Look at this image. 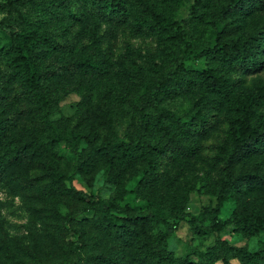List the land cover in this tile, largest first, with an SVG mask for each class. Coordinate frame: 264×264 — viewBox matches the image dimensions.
<instances>
[{
    "label": "rangeland",
    "instance_id": "374dc122",
    "mask_svg": "<svg viewBox=\"0 0 264 264\" xmlns=\"http://www.w3.org/2000/svg\"><path fill=\"white\" fill-rule=\"evenodd\" d=\"M118 1L126 14L103 12L91 0H0V20L21 13L38 39L55 122L8 66L11 40L0 29V264H154L150 247L159 249L163 222L178 213L203 225L217 215L225 224L208 233L189 216L178 219L165 252L173 264L196 261L195 251L207 252L210 264L223 256L244 264L227 245L264 254V230L236 221L264 219V187L253 181L264 179V147L235 158L231 132L233 118L264 132V0L235 11L232 0ZM157 15L181 25L184 38L177 25L167 34ZM222 39L235 47L229 57L211 53ZM247 46L257 64L246 60ZM203 50L209 54L184 60ZM187 65L212 69L220 86ZM58 132L71 145L53 142ZM136 134L157 149L114 163L77 152L94 151L110 135L131 142ZM89 200L99 208L76 213ZM127 204L142 217L134 234L111 206Z\"/></svg>",
    "mask_w": 264,
    "mask_h": 264
},
{
    "label": "trees",
    "instance_id": "16d2710c",
    "mask_svg": "<svg viewBox=\"0 0 264 264\" xmlns=\"http://www.w3.org/2000/svg\"><path fill=\"white\" fill-rule=\"evenodd\" d=\"M100 8H102L103 12H111L116 15L126 14L127 9L126 5L118 0H91ZM251 0H232L230 3L231 11H235L238 8L246 7L247 4ZM156 19L160 22L164 31L172 35L173 27L177 25L178 31L176 36L178 38H184L185 32L181 25H179L176 21H172L171 19H165V17L161 15H157ZM24 22V17L21 13L17 15H8L5 18L0 20V29L7 32L10 36L11 46L9 49L10 57L7 59L8 66L12 69L14 75L19 77L20 80L23 81V84L33 92V95L40 101L42 104V108L44 110V119L49 122L52 126L54 125V121L51 119L50 112V103L53 101L51 84L45 83L44 73L41 71L38 66L37 60V50H36V41L38 40L34 35H30L26 26L21 25ZM96 34V33H95ZM97 37V35H96ZM240 50V48H238ZM235 51V47L233 49L230 48L228 43L225 40H220V43L216 45L211 53L216 55H222L224 57H229ZM243 52H246L248 55V59H246L249 65L257 64V55L251 49L250 46L245 47ZM209 54L208 50H203L200 53L194 54L189 53L188 57H184L185 59L199 58L200 56H204ZM81 65L92 64L89 60L81 59ZM189 70L197 71L201 77L205 80V82L209 86H214L215 88L219 87L221 84V79L218 78L212 69H193L190 65L186 67ZM164 84H166L164 82ZM166 90H169V85H164ZM173 118L177 120V122H181L180 117L173 115ZM160 126L164 125V122L159 120L158 123ZM54 127V126H53ZM147 128H150L146 126ZM3 129V127H1ZM231 132L233 135V151L232 155L235 158L245 157L253 152H255L259 147H264V132H260L251 125H249L244 119L241 118H233L231 120ZM56 141L58 143H65L66 145H71L72 139L68 134H64L61 132L56 133V136L53 137V142ZM80 146V143H77ZM145 146L148 149L155 150L157 147L146 145V143L142 140L140 134H136L131 142H127L121 138H115L112 135L108 136L104 142L98 146L95 143L93 144L94 151H90L88 148L82 147L79 152L83 158H88L89 161L93 159V155L97 154L102 159H105L111 163L116 162L118 158L129 159L140 151ZM163 150V148L159 149ZM90 162L82 163V169L85 171L89 170ZM253 181H255L258 186L264 187V179L260 178L258 175L253 176ZM118 213L123 214V216H115L117 218V222L119 225L130 234L135 233L134 225L138 223L139 219L142 217H132L131 216V206L129 204L121 207L116 205H111ZM99 208V204L93 200H89L88 203L78 209L76 213L89 210V208ZM220 209L219 206L215 208V213L219 214ZM186 216L190 217L191 225L197 230H201L204 232L212 233L213 231H219L223 228L225 223L215 221L211 225H203L199 223L198 216L192 215L190 213H178L174 216V220L172 223L170 221L163 222V230L159 235V249L156 247H150L152 258L154 259V264H173L169 258L165 256V252L168 247V239L171 238L175 232L177 227L178 219H185ZM151 219H157L158 215L150 214L148 215ZM132 220L133 223H127L126 221ZM236 221L241 222L243 227L251 228L253 231L258 232L260 230H264V219L260 216L247 215L237 219ZM227 249L229 253L241 259L244 264H264V254L260 251L252 252L244 246H232L227 245ZM197 260L192 261L189 260L188 257L182 259L180 264H210L209 262V254L204 251H195ZM222 264H234L232 263L227 256L222 257Z\"/></svg>",
    "mask_w": 264,
    "mask_h": 264
}]
</instances>
